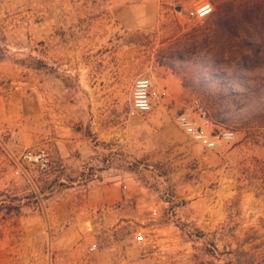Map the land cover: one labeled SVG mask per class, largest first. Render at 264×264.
Instances as JSON below:
<instances>
[{
  "label": "rangeland",
  "instance_id": "obj_1",
  "mask_svg": "<svg viewBox=\"0 0 264 264\" xmlns=\"http://www.w3.org/2000/svg\"><path fill=\"white\" fill-rule=\"evenodd\" d=\"M54 1L4 0L0 7V75L8 78L0 83V264H264V117L252 113L253 106L264 109V66L237 65L242 50L215 17V0H138L141 17L154 14V2L158 8L150 37L136 44L142 70L148 62L171 70L206 121L218 124L214 132L232 130L235 141L209 150L187 136V151L171 152L158 129L147 128L135 163L140 214L76 215L69 234L54 226L62 198L70 196L77 209L90 205L89 182L105 166L101 154L74 144L63 156L53 124L45 126L38 113L43 97L52 96L40 76L43 67L52 75L53 18L74 12ZM205 3L213 13L190 20ZM176 126L182 131L177 119ZM218 151L220 161L207 157Z\"/></svg>",
  "mask_w": 264,
  "mask_h": 264
},
{
  "label": "crops",
  "instance_id": "obj_2",
  "mask_svg": "<svg viewBox=\"0 0 264 264\" xmlns=\"http://www.w3.org/2000/svg\"><path fill=\"white\" fill-rule=\"evenodd\" d=\"M3 2L0 0V7ZM154 3L156 10L158 5ZM67 4L74 12L68 17L53 18L52 75L51 78L45 75L50 69L43 67L40 76V82L52 84V96L43 97L38 113L45 126L50 121L53 124L54 140L64 146L60 148L63 156L67 145L74 144L83 153L101 154V162L105 165L100 179L96 176L89 182L87 200L90 205L87 208H74L70 196L55 205L52 211L54 226L64 225L63 231L69 234L75 225L72 218L76 215L117 213L126 220L140 214L141 180L135 175V163H139L144 153L142 131L157 128L159 133L157 130L156 133L168 150L187 151L188 135L177 128L176 119L180 110L195 108L198 100L171 70L153 62L147 63L150 65L148 71L147 67L142 70L136 41L142 35L150 37L149 30L157 21L155 10L154 14L146 13L141 17L136 11L141 6L138 0L68 3L56 0L53 3L58 9ZM45 23L43 21L42 25ZM42 39L45 41V37ZM147 72L151 73L158 93L165 96L150 115L144 116L133 109L131 92L135 80ZM7 81L2 73L0 83ZM2 121L5 119L0 116ZM196 121L208 133L219 128L214 120L206 121L197 116ZM223 156V151L207 153L214 162ZM216 165L222 166L220 162ZM97 183L101 186L97 187Z\"/></svg>",
  "mask_w": 264,
  "mask_h": 264
},
{
  "label": "trees",
  "instance_id": "obj_3",
  "mask_svg": "<svg viewBox=\"0 0 264 264\" xmlns=\"http://www.w3.org/2000/svg\"><path fill=\"white\" fill-rule=\"evenodd\" d=\"M215 3V17L222 21L226 34L237 39V49L242 50L235 60L237 65L245 70L264 66V0H215ZM244 49H249L253 57L245 54ZM252 110L255 118L264 117L263 107L253 106Z\"/></svg>",
  "mask_w": 264,
  "mask_h": 264
},
{
  "label": "built area",
  "instance_id": "obj_4",
  "mask_svg": "<svg viewBox=\"0 0 264 264\" xmlns=\"http://www.w3.org/2000/svg\"><path fill=\"white\" fill-rule=\"evenodd\" d=\"M213 13V6L205 3L188 14L192 21L207 18ZM164 94L153 92V82L151 77H139L135 80L132 90V107L140 114H150L155 105L160 103ZM199 116L203 120H208L207 114L201 106L196 105L194 109L182 112L177 117L179 128L184 131L193 141L201 144L209 150H216L224 143L235 141L236 133L232 130H219L208 133L204 131L196 121ZM157 210H153V215H157Z\"/></svg>",
  "mask_w": 264,
  "mask_h": 264
},
{
  "label": "water",
  "instance_id": "obj_5",
  "mask_svg": "<svg viewBox=\"0 0 264 264\" xmlns=\"http://www.w3.org/2000/svg\"><path fill=\"white\" fill-rule=\"evenodd\" d=\"M180 9H181L180 7L177 8V10H180Z\"/></svg>",
  "mask_w": 264,
  "mask_h": 264
}]
</instances>
